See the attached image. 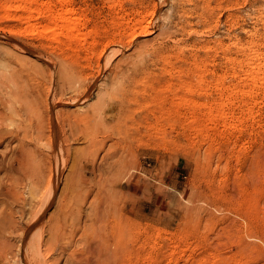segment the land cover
Listing matches in <instances>:
<instances>
[{
	"label": "rangeland",
	"instance_id": "1",
	"mask_svg": "<svg viewBox=\"0 0 264 264\" xmlns=\"http://www.w3.org/2000/svg\"><path fill=\"white\" fill-rule=\"evenodd\" d=\"M109 1L72 0L76 12L85 14L83 16L87 21L84 20L82 30L89 32L85 46H80L77 53L66 48L61 51L57 45L48 43L37 28H26L27 23L15 17H4L0 9V77L5 78L10 71L14 72L15 76L18 75V82H22L18 83L19 86L14 87L13 90H17L18 93L20 88L22 91L28 89L31 94L35 92L44 98L50 84L51 72L55 73L53 69L62 67L58 65L65 63L66 59L68 61L62 65L63 67L66 65L67 68L63 70L68 71L67 74L71 72L69 68L72 70L73 76L71 74L70 76L74 78V88L78 90L76 93L73 89L74 92L69 91L56 96L59 100L57 107L53 108L59 129L56 146L60 144L63 147L61 159L64 162V168L58 180L57 194L53 204L30 231L33 233L39 230L37 227L42 226L43 223L47 224L50 215H54L53 219H55L57 215L55 212L59 211V207L64 209L67 203L73 206L78 202L82 210L90 213H96L105 205L112 214V218L123 223L125 264H156L157 262H161L160 264H212L213 254L217 256L216 260L221 258L220 262H229L235 257L246 264H264V100H262L264 91L259 89L253 96L243 94L242 89L249 86V80L241 79L242 72L240 68L237 70L241 64L244 65L247 60L246 55L251 53L252 49L255 48L261 54L260 56H264V0H142V2H139L141 0H116L121 4L119 8L109 6ZM121 8H125L126 12L130 13L125 15V18L130 19L137 14L138 10L151 12L155 8L154 15H146L151 20V31L139 37L140 41L148 40L147 48L149 49L146 48V51H153L154 60L149 62L150 60L146 57L149 67L152 65L151 70L138 73L137 81L132 80L131 74L119 83L117 79H112L113 81L107 79L110 75L107 77L104 74L107 72H104L106 70L104 68L107 67L104 66L103 59L98 62L96 59L98 56H95L101 47V42L105 39V33L118 26L113 18L115 17L116 21L121 20L118 18L120 14L118 11ZM11 11L19 12V10ZM162 22L163 24L160 25ZM170 22L174 28L168 27L167 24ZM178 23H181L183 27H180ZM161 40L164 42L162 43ZM91 42L95 43V47ZM166 42L168 45L170 43V47L166 45ZM15 44L18 46L16 47ZM21 44H25L32 53L24 52L20 48ZM157 46L161 48L158 49ZM204 47L209 49L205 50ZM52 48L58 49L57 54ZM59 50L61 52H58ZM91 50L93 52H90ZM133 50V47L123 48L126 57ZM94 52L95 55H92ZM86 53L91 55L87 57ZM166 53H169L167 62L160 58ZM37 55L43 56L42 58L51 62L52 66H48ZM115 56L114 60L121 57V54ZM199 59L205 61L210 68V71L201 77L202 82L199 81V76L195 74L194 69H191L193 61ZM54 60L62 62L56 63V61L53 65ZM232 66L236 67L240 76L233 74ZM41 67L42 70H40ZM33 69L38 71L33 72ZM101 69L100 73L98 70ZM179 69L180 72H177ZM28 71L31 74L27 73ZM40 71L43 72L42 75L37 74ZM32 72L37 74L36 77ZM78 75L79 79L76 78V76L79 77ZM23 76L24 79H21ZM220 76H223L222 91L216 86V79ZM124 81H128L126 85ZM105 84L107 85L104 86ZM186 86L190 87V90L186 89ZM31 89H34V92ZM175 89H177L176 93ZM125 90L128 94L124 92ZM227 91H231L232 94L229 96L225 111L230 119H240L241 122L246 118L240 123L241 128L244 129L240 128L241 130L235 132L230 130V134L223 135L218 121L213 123L208 121L204 130L198 132L197 117L195 120L196 114H199L198 110L192 105L187 106L186 101L183 99L182 101L180 97H190L204 108L211 106L215 108V101L220 98L219 93L225 94ZM81 92H87L84 98L73 99L74 94ZM161 92L168 96L163 93L161 95ZM18 98L20 97L18 96L15 101L17 107L20 106L19 103H22V100ZM99 101L106 105V108L110 105H118L122 101L126 102L125 109L128 110H126L125 119L122 118L128 126L125 125L126 132L120 133L117 129H112L113 127L109 128L110 126L105 125L101 120L106 116V120L112 123L116 121L117 109L115 108L110 112L108 110L103 117H100V114L101 119L95 121V124H91L93 122L91 121L88 126L94 125L96 130L91 133L92 137L85 135L86 138L83 137L82 133L88 126L84 121L77 122L75 114L94 106L97 104L95 102L100 103ZM250 107L251 110H249ZM60 111L65 116L60 114ZM70 111L71 114H69ZM45 112L46 110L44 115ZM62 117L64 119H61ZM8 119L7 123L9 121L14 125H21L25 122L26 114H14L12 119ZM65 119L68 123L71 121L74 123L71 122V125L64 123ZM109 129L114 131L111 132ZM206 134L212 135L211 138L208 139ZM90 137L92 140L89 141ZM88 145L91 146L88 147ZM46 146H49L48 143ZM46 146L44 143L41 145L45 162L49 161L47 158L52 159L51 149ZM73 157H76V160ZM123 167L125 171L121 170ZM71 171L75 172H72L73 181L77 185V190L72 192L68 187L65 189L64 185L67 183L66 175ZM122 172L132 173L127 175ZM120 174L122 176L126 174L128 178L124 177L125 175L120 176L124 178H121L122 181L118 176ZM60 192L63 195L59 194ZM2 207L1 205L0 210ZM15 216L19 219L17 211ZM23 217L21 223L24 224L28 219L27 213L26 215L24 213ZM94 226L92 230L98 229L97 224ZM15 236L12 238L14 242L18 239ZM75 247H73L74 250H83L81 243ZM171 247L174 249L172 250ZM18 261L20 260H17L15 264H19Z\"/></svg>",
	"mask_w": 264,
	"mask_h": 264
},
{
	"label": "bare ground",
	"instance_id": "2",
	"mask_svg": "<svg viewBox=\"0 0 264 264\" xmlns=\"http://www.w3.org/2000/svg\"><path fill=\"white\" fill-rule=\"evenodd\" d=\"M139 2H142V0ZM133 4H134V2H133ZM57 5H58V7H57ZM109 6H111L113 8H119V7H121V4L117 3L116 0H110ZM138 6H140V4ZM142 7H143V5H142ZM138 8H140V7H138ZM0 9L3 11L4 17H9V18L15 17L16 19H19L21 22L27 23L26 28H31V29L37 28L38 31L48 40V43L57 45L58 48H61V51H62V49L66 48V49H70V51L77 53L79 50L78 48L80 46H82V47L85 46V43L87 42V35L89 34V32H84L82 30V26L85 24L84 23L85 17L83 16L85 14L82 15V13L78 12L79 13L78 14L76 12V8L73 6L72 0H0ZM130 9L132 10V8H130ZM11 10H15V11L19 10V12L13 13ZM118 12H120V14L118 15V18H119V20L120 19L121 20L116 21L115 17L113 18V21L116 24H118V26H116V28L113 27L114 30L107 31L105 33V37H104L105 39H103V41L101 42V47H100L98 53H96L97 55L95 57L98 56V58H96V59H98L97 60L98 62L101 59H103L104 66L107 67V68H104V69H106V70H104V72L107 71L104 74L106 76L110 75V78H107V79H109V81H110V79L111 80L117 79V81H120L119 83H121V80L123 78H126L127 76H130L131 74H132L131 75L132 80L133 79L136 80L138 77V73L141 74L145 71H148V69H150V67L152 66L150 64L151 66L149 67V65L147 63L148 60L146 61V57H147V59L150 60L149 62L154 60L153 59L154 54L152 53L153 51L147 52L146 48L148 46L147 45L148 40L140 41L139 37L147 35L151 31V27H150L151 20L146 15L147 14L154 15L155 14L154 13L155 8L152 9L151 12L148 10H146V11L145 10L144 11L138 10V11H136L137 14L134 15V17L132 16L133 17L132 19L125 18V15L130 14V13L126 12L125 8H121V10ZM83 13H85V12H83ZM131 13H132V11H131ZM133 14H131V15H133ZM176 14H178V13H176ZM85 21H87V20H85ZM161 24H163V22L160 23V25ZM171 24H172L171 22L169 24H167L168 27H172L173 25H171ZM181 26L183 27V25H180V27ZM176 27H177V25H176ZM20 28H22V26H20ZM165 28L167 29V27H165ZM173 28H174V26H173ZM186 29H188V28H186ZM177 30H179V29H177ZM162 36H165V38L167 37L166 35H162ZM163 40H161L162 43L164 42ZM155 41H157V39ZM155 43H157V42H155ZM94 44L92 46H94ZM158 44H161V43H158ZM204 44H208V43H204ZM151 45H152V43H151ZM156 45H154V46L156 47ZM166 45H168V43ZM15 46L17 47L18 45L15 44ZM168 46L170 47V43ZM206 46H209V45H206ZM130 47H133L134 50L132 52H130V54H128V56L126 57L124 52H123V48L128 49ZM157 47H158V49L161 48L160 46H157ZM20 48L24 52H28V54L32 53L31 50L27 46H25V44L22 45ZM147 49H149V48H147ZM156 49H154V50L157 51ZM206 49H209V48L206 47L205 50ZM52 50L54 51L55 49L52 48ZM57 50H55L54 52L56 53ZM166 50L167 49H165V51ZM252 50L253 51H250L251 53H248L246 55L247 60L245 61L244 65L241 64L240 67H237V70H238V68H240V70L242 72L241 73V79H248L249 80V86L247 88H243L242 93L243 94H249V95L253 96L255 94V92H257V90H259V89H262L264 91V56L263 57L260 56L261 54L259 52H257L255 50V48ZM23 51H21V52H23ZM61 51L59 50L58 52H61ZM90 52H93V50H91ZM95 52L92 55H95ZM118 54H121V57L114 60L116 58L115 55H118ZM161 54H162V52H161ZM167 54L169 55V53H166V55H163V56L161 55L162 57H160V58H163L167 62V60H168ZM170 54H171V52H170ZM86 55H87V53H86ZM88 55H91V54H88ZM88 55H87V57H88ZM155 55H156V52H155ZM59 56H61V54ZM63 56L64 55L62 53V57ZM65 56H66V54H65ZM70 56H72V55H70ZM156 56H155V58H156ZM37 57L44 60V63L46 62V64L48 66H52L51 62L49 63V62H47L46 59L42 58L43 56L37 55ZM113 57H115V58H113ZM175 57H177V55ZM56 58H60V57H56ZM61 60H63V59L61 58ZM61 60H60V62H62ZM199 60L193 61V63H192L193 67L190 64L189 65H190V68L192 67L191 69H194L195 74L196 73L198 74L199 81L202 82L203 79L201 77H203L206 72L210 71V68L208 67V64L205 61H203V60L199 61ZM56 61L54 60V61H52V63L56 62ZM67 61L68 60L65 59V63L64 62L63 63L66 64ZM155 61H157V60H155ZM58 62H59V60L56 63H58ZM63 63H60L58 66L63 67V65H62ZM70 63H72V62H70ZM160 63H163V62L161 61ZM169 63L171 64V61ZM0 65H1V63H0ZM53 65H54V63H53ZM70 65L68 67H70ZM156 66H161V65H156ZM163 66L165 67V65H163ZM62 67H58L57 68L58 71L56 69L55 70L53 69V72H55V73L51 72L50 84H49V87L47 89V92H46L44 98H42V95L36 94L34 92V89H31V91H33L34 94L33 93L31 94L30 92H28L29 91L28 89L26 90L27 92L25 90L22 91L20 87H18V88H20V92L18 91V93H20V94H18L16 92L17 90L16 91L13 90L14 87L19 86L18 85L19 82H18V78H17L18 75L15 76L13 74L14 72L10 71L9 72L10 74L5 78L0 77V173L2 174V176L0 177V204L3 206L2 209L0 210V264H15L17 262V260H20V261H18L19 264H20V262H21V264H125V230H124L123 223L117 219H113L112 214L109 213V210L107 209V207L105 205H104L105 208L104 207H103V209L100 208V210L97 211L96 213H90L88 211L82 210L81 209L82 206L81 205H80L81 207L78 206V202H76L75 205H73V206L69 205L66 202L67 206H65L64 209H61L59 207V211L55 212V213H57L55 219H53L54 215H50V216H48L49 218L47 219V224H46V222L43 223L42 226L37 227V229H39V230H37L33 233L30 231L31 228L34 227V225H36L45 216L48 209L53 204L54 199L56 198V194H57L58 180H60L59 179L60 174L62 173V169L64 168V162L61 159V154H62L61 148H63V147H61L60 144L58 145V147L56 146L57 140H58V132H59L58 130L59 129L57 128V124H56V120H55L56 117H55L53 108L57 107V105L59 104V102H58L59 100L56 98V96L58 94L62 95V94L67 93L69 91H72V92L75 91V93H76L77 89L74 88L75 87L74 78H72L70 76L72 70H70V68H69V71H71V72H69L70 74H67L68 71H66L67 72L66 73L63 70V69H65L66 65L63 68ZM173 67H170V68L176 69ZM43 68H44V66H43ZM46 68H47V66H46ZM8 69H9V67H8ZM167 69H168V72H170L169 68H167ZM186 69H187V67H186ZM186 69H184V70L186 71ZM231 69H232V72L234 75L240 76L239 72L237 73L235 66H232ZM36 70L37 69H35V71ZM40 70H42V67ZM161 70H160V72H161ZM32 71L35 72L34 69ZM43 71H45V70L43 69ZM98 71L101 73L102 69L98 70ZM187 71H188V69H187ZM29 72L30 71H28L27 73H29ZM151 72L153 74L154 71L152 70ZM177 72H180V69ZM39 73H41L40 75L43 74V72H41V71L37 72V74H39ZM22 74H23V72H22ZM30 74H31V72H30ZM33 74L36 77L37 74H35V73H33ZM44 75H43V77H44ZM71 75L73 76V74H71ZM0 76H1V74H0ZM142 77H141V79H142ZM76 78L79 79L80 76L79 77L76 76ZM21 79H24V76ZM31 79H33V78L31 77ZM146 79H148V78H146ZM222 79H223V76H220V78L216 79L217 89L221 90V91L223 89L222 88L223 86L221 83ZM80 80H79V82H80ZM103 80H104V78H103ZM42 81H43V79H42ZM129 81H131V80H129ZM37 82L38 81H36V83ZM124 82H126V81H124ZM127 82L125 83V85L127 84ZM130 83H132V81ZM101 84H102V82H101ZM101 84H100V87H101ZM103 84H104V82H103ZM113 84H115V82ZM122 84H124V83L122 82ZM106 85L107 84H105L104 86H106ZM109 85H111V83H109ZM134 85L135 84L133 83L132 86L134 87ZM149 85H151V84H149ZM111 86H109V87L111 88ZM85 87H87V86H85ZM100 87L98 86L99 89H100ZM116 87H117V85H116ZM77 88H79V87L77 86ZM114 88H115V86H114ZM129 88H130V86H129ZM175 88H177V87L175 86ZM73 89H74V91H73ZM125 89H127V88H125ZM133 89H132V91H133ZM173 89H174V87H173ZM186 89L190 90V87L186 86ZM101 90H102V87H101ZM104 90H105V88H104ZM110 90H112V89H110ZM201 90H203V89H201ZM82 91H84V90H82ZM176 91H177V89H175V93H176ZM124 92L127 93V90H125ZM86 93L87 92H81L78 94H74V96H72V97H73V99H81V98L85 97ZM111 93H112V91H111ZM162 93H163V95L168 96V95L164 94V92H161V95H162ZM100 94L102 96V91ZM219 94H220V98L215 101V108H212V106L204 108L201 104L190 99V97L189 98L188 97H180L181 100L183 99L186 101L185 103L187 104V106L192 105V107H195L198 110L199 114H196L197 116H195V120L197 117L196 129L198 132H202L204 130V128L207 126L208 121H212V123L214 121H218V123L222 127L220 130L222 131L223 135L224 134H230V130H232L233 132L238 131L241 128L240 123H242V121L246 119V118L245 119L242 118L243 120H241V122H240V119H235V118L230 119L228 113L225 111V106L227 104L228 99H230L229 96H231L232 93H231V91H227L225 94L223 92H220ZM112 95H114V92L112 93ZM132 95H134V94H132ZM155 95H153V96H155ZM18 96L20 97L18 99L19 100L21 99L22 103H19L20 106L17 107L15 104V101H16ZM43 96H44V94H43ZM119 96H120V94H119ZM125 96H126V94H125ZM170 96L172 97V95H170ZM60 97H62V96H60ZM60 97H59V99H60ZM112 97H114V96H112ZM115 97H118V96H115ZM262 97H263L262 100H264V92H263ZM98 99L100 101L102 100L100 98H98ZM126 99H127V97H126ZM133 99H134V97H133ZM61 100L62 99H60V101ZM117 100H119V99H117ZM123 101H122V103H119L118 105H110L107 108L105 107L106 105L104 106L102 102H100L101 104L98 102H95L97 104H94V106H92V107L86 108L85 111L82 110V111H78L77 113H76V111H74L76 113L75 119L77 122L78 121H84L88 126L89 123H91V121H93L91 124H95V121L101 119L100 117H103L105 114H107L108 110L110 112L116 108L117 109L116 110L117 120L115 119L116 121H114L112 123V122L105 119L106 116L103 117V119H101V120H103L105 125L107 124V126H110L109 128L113 127L112 129H114V130L117 129L121 133V131H125L126 128L128 127L126 125L127 123L125 122V120L122 119V118L125 119V113H126V110H128V109H125V103L126 102L124 103ZM106 102H108V101H106ZM128 102L129 101L127 99V103ZM157 102L158 101H156V103ZM254 102L256 104L255 99H254ZM172 103H173V101H172ZM172 103H171V105H172ZM104 104H105V102H104ZM126 105H129V104H126ZM158 105H160V103ZM173 106L174 105H172L171 107H173ZM44 107H45V109H43ZM130 107L131 106H129V108ZM84 108H85V106H84ZM127 108H128V106H127ZM153 108L155 109V107H153ZM44 110H46L45 115H44ZM131 110H133V109H131ZM249 110H251V107ZM23 113L26 114V119H25V122L22 123L21 125H18V124L14 125L13 123H11L9 121H8V123L6 122V120L8 118L12 119L14 114L22 115ZM60 114H62L61 111H60ZM69 114H71V111L69 112ZM99 115H100V117H99ZM32 116H33V118H32ZM63 116H65V115H63ZM70 117H71V115H70ZM97 117H99V118H97ZM10 119H8V120H10ZM61 119H64V117H62ZM66 122H67V124L71 125L70 123L72 121L70 123H68V121L66 120L64 123H66ZM245 122H244V124H245ZM72 123H74V122H72ZM99 123H100V121H99ZM105 125H102V126H105ZM125 125L127 127H125ZM58 126H59V124H58ZM92 126H94V125H92ZM92 126H88L87 129H84V133H82L83 137H85V136L86 137H88V136L92 137L91 133H93L96 130V127L94 126V128H93ZM72 127H74V126H72ZM62 128H64V127H62ZM75 128H76V126H75ZM79 128H78V130H79ZM97 129H99V128H97ZM241 129H244V128H241ZM114 130H112V131H114ZM104 131H106V130H104ZM79 132H80V130H79ZM97 132H99V131H97ZM95 135H93V136H95ZM96 136H98V135H96ZM211 136L212 135H210V134H206V137L208 139L211 138ZM91 137H90V139H88V138L87 139L90 141V140H92ZM43 143L45 146L48 143L49 146H46V147H48V148L50 147V149H51V151L50 150L49 151L51 152L52 157L51 156L50 157L52 159H49L46 157L49 160V161H47L48 163L45 162L46 159L44 160L45 157H43V153L41 151V148H42L41 145ZM62 144H63V142H62ZM2 145H4L3 148H1ZM89 146H91V145H88V147ZM45 154H46V151H45ZM44 156H46V155H44ZM77 156H80V155H77ZM73 158H74V160H76L75 159L76 157H73ZM74 160H73V162H74ZM74 163L76 164V162H74ZM120 166H121V164H120ZM124 166L126 167V165H124ZM128 167H129V165H128ZM128 167H127V169H128ZM123 169H125V168L123 167L121 170H123ZM130 169H131V167H130ZM125 170H123V171H125ZM127 171H129V169ZM72 172L73 171H71L69 174L66 175V177H67L66 182L67 183L65 182L66 184H64L65 189H66V187H68L70 192L77 190V185L73 181L74 177H73ZM81 172H83V171H81ZM120 172H117V173H120ZM73 173H75V172H73ZM122 173H126V172H122ZM130 173H132V172H130ZM130 173H126V174L130 175ZM78 174H80V173H78ZM126 174H124L125 176L124 175L123 176L126 177L127 176ZM82 175H84V174H82ZM118 176L120 177L122 175L120 174ZM122 177H120L119 179L120 180L124 179ZM127 178H128V176H127ZM127 178H125V179L127 180ZM88 179H89V177H88ZM137 179H138V177H137ZM120 183H121V181H120ZM133 184H135V183H133ZM63 189H64V187H63ZM61 192L59 194L63 195ZM107 205H109V203ZM16 211L18 212L19 219H17L15 216ZM24 213H25V215L27 213L28 219H27V222H24V220H23V222H24V224H23V223H21V220H22ZM95 224L98 225V229L92 230L95 228V226H94ZM15 235H17L18 237H16ZM14 236L16 238H18L16 242H14V240L12 239ZM249 242L251 244V241H249ZM78 243H81V245H83V250H79V249L76 250L77 248L75 246H77ZM73 247L76 248L75 249L76 251L74 250ZM171 249H172V247H171ZM77 251H79V252H77ZM163 256H165V254ZM212 257H213L212 264H243V262H244L241 259L235 258V257H233L229 262H220V260H221L220 257L217 260L215 258V257H217L215 254H213ZM237 257H239V256L237 255ZM164 258H166V257H164ZM246 262H248V261H246ZM160 263L157 262L156 264H160ZM244 264H246V263L244 262Z\"/></svg>",
	"mask_w": 264,
	"mask_h": 264
}]
</instances>
